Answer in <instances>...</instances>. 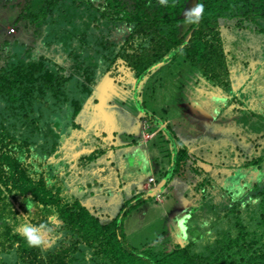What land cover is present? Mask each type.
I'll return each instance as SVG.
<instances>
[{"label":"trees","instance_id":"trees-1","mask_svg":"<svg viewBox=\"0 0 264 264\" xmlns=\"http://www.w3.org/2000/svg\"><path fill=\"white\" fill-rule=\"evenodd\" d=\"M190 1L34 0L23 10L37 29L41 22L46 25L40 46L28 45L23 27L17 31L15 25L26 19L23 14L7 19L16 34L0 26V264H264V0H196L204 5L198 24L183 16ZM116 30L130 32L123 40L104 42ZM120 66L129 71L128 80L135 79L132 90L140 123L147 118L157 124L155 133L147 131L149 126L126 135L127 129L121 133L110 123L85 126L88 120L82 117L87 112L115 118L101 115L100 102L90 105L98 80L119 76ZM191 71L201 72L202 87L219 94L211 97L217 107L207 131H230L232 141L193 129L183 132L179 120L185 116L176 111L177 99L166 110L174 117L164 120L137 96L149 76L144 89L150 108L151 99L161 102L171 95L163 91L170 87L165 79L170 73L172 83L181 73L189 79ZM154 79L160 84V98L148 97ZM201 81L195 85L201 87ZM116 114L123 115L121 124L134 125L128 122L134 118L130 114ZM156 133L170 149L167 181L179 170L222 185L223 191L208 197L197 193L196 198H208L213 201L209 207L219 209L215 236L209 229L199 238L188 235L190 228L209 223L195 219L199 213L189 202L187 221L174 218V227L162 232L164 238L159 235L137 249L122 236L125 218L161 189L135 192L112 207V214L98 205L99 189L108 183L107 176L102 177L112 170L105 158L117 159L119 148L135 144L140 134V145L147 144ZM103 145L114 149L108 157ZM75 149L76 156L69 154ZM81 153L84 161L78 164ZM147 154L142 152L144 167ZM92 161L107 167L102 171L106 174H92ZM128 167L140 172V166ZM186 167L189 171L183 170ZM161 216L169 217L167 212ZM223 221L226 225L220 227ZM25 223L46 225L40 246L27 243ZM179 229L182 234L176 238L173 232Z\"/></svg>","mask_w":264,"mask_h":264},{"label":"rangeland","instance_id":"rangeland-1","mask_svg":"<svg viewBox=\"0 0 264 264\" xmlns=\"http://www.w3.org/2000/svg\"><path fill=\"white\" fill-rule=\"evenodd\" d=\"M34 0H11L9 2H5V0H0V26L5 27L4 30H7L11 34H16L18 31V26L23 27L26 29V34L24 35V40L28 43L30 46H40V43H44V37L46 25L44 22H41V25L38 27V29L29 22V18L25 16L27 14L24 12L23 7L24 5H27L28 2H33ZM38 1V0H35ZM196 5V0H191L188 4V8L183 11V16L185 12L192 7ZM15 13V15L13 14ZM24 16H23V15ZM20 15L22 18H26L25 20L21 19L20 24H16L14 28L13 22L11 20H7L10 18H15ZM28 15V14H27ZM247 26V25H246ZM245 26V27H246ZM13 27L15 29V32L12 33L9 31V28ZM3 30V31H4ZM101 29L100 31H102ZM41 31V32H39ZM44 32V33H43ZM130 31H122L118 32L117 30L112 34L106 36V39H104V42H108L109 40H123V36L128 35ZM2 34V33H0ZM102 34V33H101ZM198 31L194 32V41L197 43L198 40ZM1 43L4 40L3 37H0ZM36 41H33V40ZM36 42V43H35ZM117 50V49H116ZM56 60H60L56 58ZM185 63V62H184ZM176 64L174 65V67ZM122 69V73L119 74V76L107 77L105 79H100L99 83L95 87L94 94L91 98L92 104L91 107H94L97 102L100 106L103 112L101 115H109L111 114L115 118H108V117H96V114L92 115L88 112L81 118L82 120H88V124L85 126H88L87 128L93 129L96 125L98 128H101L104 126L105 123H110L111 126H113L116 130L122 133V129H127L124 135L126 133H134L139 132L138 128L146 129L148 126L147 131L151 133H155L157 131V124L150 123L147 118L142 120V123H140V115L138 111L140 110V106L136 105L135 99H134V92L132 88L135 84V79L128 80L129 78V71H127L124 67L120 66ZM264 74H262L260 77H263ZM149 77V76H148ZM147 77V78H148ZM180 78H177L176 81H172V75L170 73L169 78H165L167 82L170 83V87L166 86V88L163 89V91H167V94H171L168 97H163L160 101L154 102L152 99L150 100L151 106L149 108V104L147 102V97L145 96L144 86L146 85V79L142 83L141 86L138 87V90L136 91L137 96L140 97V100L143 102L144 106L147 105V110L152 111L156 114L157 117L164 118L166 120L167 118H173L172 114L168 111L169 110V103L174 102L175 99L179 100L180 104L176 105L178 108L176 111L178 112V115L180 117H184L183 119L179 120V125L183 132H188L189 129H193L199 132H207L211 134L213 137H217L220 135L221 138L231 140L232 136L230 131H222V128H218L217 132H208L206 127L207 125L213 120L214 113H212V110L217 107V103L212 100L213 97L219 96L217 92L210 93L209 90L206 89L205 85L202 87L203 83V74L201 72L197 71H191L189 73V79H187L186 75L181 73ZM201 81V87H198L195 85V83L198 81ZM153 80V79H151ZM150 80V81H151ZM155 83L153 86H150L149 88V98L158 97L160 98V84L154 79ZM166 82V85H168ZM203 82V83H202ZM70 86V85H68ZM162 95V94H161ZM212 97V98H211ZM211 98V99H208ZM193 100V102L191 101ZM103 103H105V106H102ZM195 103H198V109H196L197 105ZM173 104V103H172ZM196 109V110H194ZM123 112L125 115H131L134 118L131 119L128 122L133 121V126H126L124 124H121L124 119L122 118L123 115L119 116L116 113ZM170 111V110H169ZM194 117V118H191ZM91 117V118H90ZM196 117V118H195ZM90 118V119H89ZM185 118H187V121H185ZM203 120L204 122H201ZM175 123V127L178 124V120L173 121ZM94 125V127H92ZM176 133H178V130L173 127ZM129 130V132H128ZM181 132L180 135L184 134ZM236 132V131H234ZM78 135H83L81 131L78 130ZM147 135L146 132H144V139H146ZM103 139L106 140V137ZM136 143L128 146L126 149L119 148L118 149V155L117 159L113 160L112 163L109 164L110 167H113L116 169L118 166V170L114 173V179L112 182H108L106 184L105 190L102 191V197H97L98 199V205L103 207V211L107 212L110 211L112 207L117 208L119 205H121L122 202H124L127 198H129L131 195L133 196L135 192H138L139 190H147L151 189L152 187L161 186L162 192H156V195L148 200L141 201L140 208L137 206L132 210L131 215L127 216L125 218L124 223V231L126 233L122 232V236L124 237L126 235L127 242L133 246L134 248L140 249L150 241L152 238H156L159 235H163L162 232L166 231L165 228L170 229L171 226L174 227V218L178 217L179 220H186L187 221V212L192 210V207H189V202L191 205H193V209L197 210L199 214H195V219L198 217L203 218L202 220H206L209 223L204 224H198L197 229L195 227L190 228L188 231V235H191L193 237H201L205 235L206 230L209 229L208 234H212L215 236V230L219 227L218 226V220H219V209L211 208L209 207V204L213 203L210 199H206L205 201L197 200V193L201 195H212L215 192H221L223 191L222 185L219 183H209V182H201L200 178L202 176L199 175V173L195 172L191 176H188V172H179L176 171V173L172 174V178L167 181L165 177V173L169 169V156H170V149L166 147V139L162 136V134L156 133L155 136L148 140L147 144L140 145L138 142V139H142V134H140L139 138H135ZM192 140H195V137H192ZM70 141V140H69ZM118 141V140H117ZM71 142V141H70ZM105 142H101V144H105ZM187 142V141H186ZM184 142V143H186ZM190 143V142H189ZM73 145V143H72ZM71 145V146H72ZM106 145L101 146V151L103 153H106L105 156L108 157V154L111 150H114L112 147H107V150L105 149ZM148 151L147 154V161L149 166L147 164L146 167L143 165L144 158L142 157V152ZM73 152V154H72ZM69 152L72 156H76L78 154V151H72ZM174 152L172 151V158ZM67 155V154H66ZM128 155V156H126ZM188 156V155H187ZM106 162L109 160L106 159ZM77 161L79 163H83L84 156L83 153L79 154L77 156ZM215 164L217 161H213ZM94 167L91 170V173L94 174L96 177H98L99 173L101 171V166H99L100 162H91ZM173 164V162H172ZM132 167H139L140 166V172L135 173L136 177L134 179V175L132 178L127 179V172L129 169H135V168H129L128 166ZM122 168V169H121ZM189 167H186L183 169L184 171H189ZM104 171V170H103ZM199 171L202 172L203 168H199ZM207 175L211 170L206 171ZM106 174L102 173L101 175ZM105 179L106 176H103ZM151 178H156L157 182H150ZM134 179V180H133ZM154 180V179H153ZM206 180V179H205ZM194 182V183H193ZM202 184H201V183ZM136 185V186H135ZM216 187V188H214ZM161 194V196H158L157 194ZM196 193L194 199L192 200L191 194ZM163 194V195H162ZM165 196V197H164ZM221 199V198H220ZM143 200V199H142ZM157 200V201H156ZM164 200V201H163ZM163 201V202H161ZM195 203H194V202ZM225 201V199H224ZM146 202V203H144ZM144 203V204H143ZM202 203H208V205L200 206ZM189 207V209H188ZM97 209V208H96ZM108 211V212H109ZM167 212L169 217H163L161 216L162 213ZM112 214V211H110ZM142 214L145 216L144 220L142 221L143 217ZM136 216V217H135ZM226 221H223L220 223V227H225ZM176 227V225H175ZM173 229V228H172ZM220 229V228H218ZM180 230V229H179ZM173 232L174 236L177 238V233L179 232V236L182 234V231L174 230ZM223 232L225 229L222 230ZM159 233V234H158ZM161 233V234H160ZM198 237V238H199ZM164 238V235L162 236ZM172 239V237H168L163 241ZM175 242H180V239H174ZM152 242V241H151ZM142 252V251H139Z\"/></svg>","mask_w":264,"mask_h":264},{"label":"clouds","instance_id":"clouds-1","mask_svg":"<svg viewBox=\"0 0 264 264\" xmlns=\"http://www.w3.org/2000/svg\"><path fill=\"white\" fill-rule=\"evenodd\" d=\"M160 4L162 5H167L168 4V0H159ZM204 13V5L201 3H197L194 7H192L191 9L187 10L184 14L185 16V20L188 23H193V24H198L199 21L202 18V14ZM150 182H157V179L154 178V180H150ZM158 192V191H156ZM160 195L161 194H157ZM26 203H27V207L29 209H32L33 204H32V200L31 197H28L26 199ZM46 225L45 224H40L39 226L36 225H32L30 223H25L23 226V235L27 240V243L29 244V246H40L42 243V239L40 236V232L41 230L45 229ZM50 231V229H49Z\"/></svg>","mask_w":264,"mask_h":264},{"label":"crops","instance_id":"crops-1","mask_svg":"<svg viewBox=\"0 0 264 264\" xmlns=\"http://www.w3.org/2000/svg\"><path fill=\"white\" fill-rule=\"evenodd\" d=\"M113 160H115V159H111L110 161H108V166H109V164L110 163H112L113 162ZM149 166H151L150 164H148ZM110 167V166H109ZM107 168V167H106ZM105 167L104 168H102L101 169V171L99 172L98 171V173H99V175H101V172L103 171V170H105L106 169ZM118 166L116 167V169L115 168H113L112 167V170L111 171H109V174L107 175H105V176H107V178H108V182H112L113 181V179H114V173L116 172V170H118ZM122 169V168H121ZM128 174H127V176H126V178L127 179H130V178H132V176L134 175V179H135V177H136V174L134 173V171L133 170H129L128 172H127ZM116 174H117V172H116ZM102 176V175H101ZM103 178V177H102ZM100 179V181H101V178H99ZM133 179V180H134ZM105 180H106V178H105ZM136 186V185H135ZM105 188H106V185L105 186H103V188H101V189H99V192L102 194V191L103 190H105ZM100 193H98V191H97V195H99ZM163 195V194H162ZM100 197H102V196H100ZM131 197H132V195H131ZM165 197V196H164ZM201 197H199L198 198V200L200 199ZM195 203V202H194Z\"/></svg>","mask_w":264,"mask_h":264},{"label":"water","instance_id":"water-1","mask_svg":"<svg viewBox=\"0 0 264 264\" xmlns=\"http://www.w3.org/2000/svg\"><path fill=\"white\" fill-rule=\"evenodd\" d=\"M166 179H167V177H166ZM158 189H161V186H159ZM149 195L152 196V197L155 196L156 195V191H152Z\"/></svg>","mask_w":264,"mask_h":264},{"label":"built area","instance_id":"built-area-1","mask_svg":"<svg viewBox=\"0 0 264 264\" xmlns=\"http://www.w3.org/2000/svg\"><path fill=\"white\" fill-rule=\"evenodd\" d=\"M9 31L12 32V33H14L15 32V29L13 27H11V28H9ZM153 179L154 178H151V180H153ZM158 196H160V195H158Z\"/></svg>","mask_w":264,"mask_h":264},{"label":"flooded vegetation","instance_id":"flooded-vegetation-1","mask_svg":"<svg viewBox=\"0 0 264 264\" xmlns=\"http://www.w3.org/2000/svg\"><path fill=\"white\" fill-rule=\"evenodd\" d=\"M99 80H100V79H99ZM99 80H98V83H99ZM102 80H103V79H102ZM98 83H97V84H98ZM96 86H97V85H96ZM93 94H94V93H93ZM102 195H103V194H102Z\"/></svg>","mask_w":264,"mask_h":264}]
</instances>
